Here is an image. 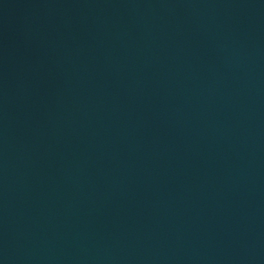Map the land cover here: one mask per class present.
I'll return each instance as SVG.
<instances>
[{
  "label": "water",
  "instance_id": "1",
  "mask_svg": "<svg viewBox=\"0 0 264 264\" xmlns=\"http://www.w3.org/2000/svg\"><path fill=\"white\" fill-rule=\"evenodd\" d=\"M0 264H264V0H0Z\"/></svg>",
  "mask_w": 264,
  "mask_h": 264
}]
</instances>
